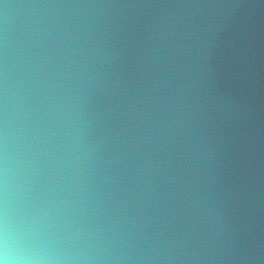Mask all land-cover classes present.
<instances>
[{"label":"clouds","instance_id":"clouds-1","mask_svg":"<svg viewBox=\"0 0 264 264\" xmlns=\"http://www.w3.org/2000/svg\"><path fill=\"white\" fill-rule=\"evenodd\" d=\"M0 264H264V0H0Z\"/></svg>","mask_w":264,"mask_h":264}]
</instances>
